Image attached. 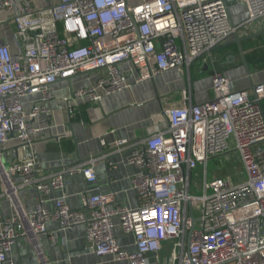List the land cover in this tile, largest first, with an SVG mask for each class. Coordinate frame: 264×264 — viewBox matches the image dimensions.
Masks as SVG:
<instances>
[{"label": "built area", "instance_id": "built-area-1", "mask_svg": "<svg viewBox=\"0 0 264 264\" xmlns=\"http://www.w3.org/2000/svg\"><path fill=\"white\" fill-rule=\"evenodd\" d=\"M237 1L248 11L239 24L228 0H0L17 44L13 51L0 40V181L14 206L0 219V264L20 237L46 235L54 245L61 231L78 225L98 257L129 264H264V81L237 88L216 71L212 99L168 108V126L141 140L129 157L138 168L136 208L117 205L113 192L87 193L77 208L56 195L49 206L44 195L66 189L75 175L96 182L97 164L109 153L42 174L35 147L53 126L47 101L55 82L97 73L93 84L73 91V114L81 98L100 102L131 89L125 62L137 80L202 67L215 48L264 17V0ZM128 143L117 140L116 150ZM233 150L244 178L208 180L209 160ZM200 163L205 181L196 194L192 173ZM30 187L37 202L26 210L19 191ZM115 219L134 236V251L119 245Z\"/></svg>", "mask_w": 264, "mask_h": 264}, {"label": "crops", "instance_id": "crops-1", "mask_svg": "<svg viewBox=\"0 0 264 264\" xmlns=\"http://www.w3.org/2000/svg\"><path fill=\"white\" fill-rule=\"evenodd\" d=\"M228 3L233 22L239 24L248 18L243 1L228 0ZM7 14L5 10L0 11V40H6L15 51L14 33L3 21ZM248 37L256 39L259 44L264 43V17L215 48L210 61L202 67L199 63L190 70L178 66L152 78L137 80L131 63L125 62L121 68L128 71L131 89L103 95L100 102L89 97L81 98L73 114L70 113L73 91L93 84L97 73H79L71 79L55 82L51 86L53 97L47 101L53 111V126L50 131H44L35 144L41 162L39 172L44 174L77 165L79 160L91 156L109 155L97 164L96 182H86L82 175H75L66 189L44 195L47 204L53 206L56 195H65L68 204L77 208L82 206L87 193L113 192L117 205L136 208L137 190L132 177L138 168L129 163V157L141 140L168 126L165 115L168 108L212 99V75L216 71L232 79L237 88H251L254 83L264 81V61L249 64L246 60L242 42ZM36 97L39 95L33 98ZM262 105L264 107V99ZM119 139H126L129 143L116 150L115 143ZM3 190L0 181V219L14 212L13 202ZM19 198L26 210H32L37 202V192L31 187L24 188L19 191ZM114 224L119 245L134 251V236L123 233L117 219ZM55 226L50 223V228ZM42 260L45 264H129L126 259L98 257L86 239L83 225L61 231L60 241L54 245L46 235L35 239L22 236L9 252L5 264H43Z\"/></svg>", "mask_w": 264, "mask_h": 264}, {"label": "rangeland", "instance_id": "rangeland-1", "mask_svg": "<svg viewBox=\"0 0 264 264\" xmlns=\"http://www.w3.org/2000/svg\"><path fill=\"white\" fill-rule=\"evenodd\" d=\"M9 14L6 15V17ZM4 20V19H3ZM214 176L232 178L233 180L241 181L244 178V171L239 159L237 151L233 150L229 153L213 157L209 160L208 180H212ZM205 181L204 165L200 163L192 173V189L196 194L202 193V186ZM163 253L168 254L167 249Z\"/></svg>", "mask_w": 264, "mask_h": 264}, {"label": "trees", "instance_id": "trees-1", "mask_svg": "<svg viewBox=\"0 0 264 264\" xmlns=\"http://www.w3.org/2000/svg\"><path fill=\"white\" fill-rule=\"evenodd\" d=\"M242 47L246 51L245 57L249 64L264 61V43L259 44L256 39L248 37L242 42Z\"/></svg>", "mask_w": 264, "mask_h": 264}, {"label": "water", "instance_id": "water-1", "mask_svg": "<svg viewBox=\"0 0 264 264\" xmlns=\"http://www.w3.org/2000/svg\"><path fill=\"white\" fill-rule=\"evenodd\" d=\"M4 22H6V20H3ZM241 39H238V41L240 42ZM85 160H79L77 164H80L82 162H84Z\"/></svg>", "mask_w": 264, "mask_h": 264}]
</instances>
